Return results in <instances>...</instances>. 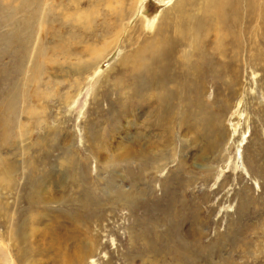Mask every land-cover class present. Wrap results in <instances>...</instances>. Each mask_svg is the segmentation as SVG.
<instances>
[{"label": "rangeland", "instance_id": "374dc122", "mask_svg": "<svg viewBox=\"0 0 264 264\" xmlns=\"http://www.w3.org/2000/svg\"><path fill=\"white\" fill-rule=\"evenodd\" d=\"M254 1L225 12L235 46L217 66L232 57L233 70L200 102L171 93L167 130L155 101L137 99L140 70L122 72L148 58L177 0H0V264H264Z\"/></svg>", "mask_w": 264, "mask_h": 264}, {"label": "bare ground", "instance_id": "6f19581e", "mask_svg": "<svg viewBox=\"0 0 264 264\" xmlns=\"http://www.w3.org/2000/svg\"><path fill=\"white\" fill-rule=\"evenodd\" d=\"M241 1L240 0H177L176 4L174 5V9L176 11V16L174 18V21L171 22L169 25H167V23L163 25L164 27L159 29L157 31V34L151 37L150 41L154 39L157 40L148 44L149 47V51H148L149 55H147L148 58H145L142 62L139 61L140 63L137 61V63L134 64L133 68L130 67L131 70L123 69L122 72L123 75H125V73H129V74L131 72L134 73L135 70L137 69L140 70L141 72L140 76L138 78L136 77V80L138 79L139 85L137 86L135 85V89H136L135 92L137 93L141 89H146V92H145V96H141L137 99L155 101V104L157 105L159 110L157 116L159 122H157V124L164 121L165 127L163 129L166 128L168 130L170 122L174 123V117L180 114V111L176 107H174L173 105H169V99H171V93L177 91L178 87L187 88V89L189 88L190 90L193 91L191 95L188 94V96L190 97L187 100L193 99V101L200 102V100L203 98L201 88H204L205 84L209 82H214L217 79H221V77L223 76L222 73L223 68H228L231 71L233 70L232 68L234 66H233L232 57H229L228 60L224 61V67L217 66L219 57L220 56L224 57L225 54L229 55L231 49L235 46V44L232 45V43L229 40H227L223 35V32H225V27L223 26L226 15L225 12L229 11L233 15L237 13V18L239 19L241 18L242 12L244 11L248 12L249 10L252 11V9L254 10L255 7H257L256 8L257 10H259L262 8V4H263L262 3L259 8L258 6L252 8L251 6L254 0H244L242 2ZM256 5H258L257 2ZM193 11L195 13L192 14L191 12ZM134 13L135 11L133 12V15ZM244 19L245 16L243 13L241 20L242 24H244ZM145 21L146 19L144 20L143 23H145ZM234 21H235L234 25H237L238 24L237 20L234 19ZM153 25L154 24L152 22L148 25V27L152 28ZM165 33L166 36L164 35ZM219 33H221L220 36ZM139 49L141 48L135 49L136 53L133 59H138L142 55L138 52ZM145 52L147 51L145 50ZM158 52L163 56L162 57L163 59L168 60V66L166 61L164 62V64L161 62H157L159 60ZM129 59H130V54L129 55L127 54V57L123 58V63L128 64ZM127 67H129V65ZM238 72H240V69ZM144 78H146L147 81H145ZM187 78H189L188 81H186ZM141 80H143L144 83L143 81L141 82ZM122 91L124 92V89H122ZM155 92L158 94L159 97L154 95ZM173 98H175V95L173 96ZM181 116L183 117V115ZM149 120L150 119L145 117L144 124L148 123ZM145 126L147 125L145 124ZM133 154L134 152L132 150H128L127 153L128 157L133 156ZM109 200H111V198Z\"/></svg>", "mask_w": 264, "mask_h": 264}]
</instances>
